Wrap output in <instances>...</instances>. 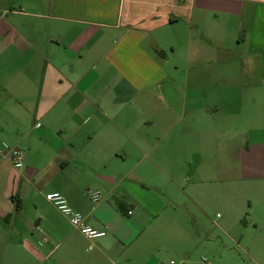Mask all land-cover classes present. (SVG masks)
Here are the masks:
<instances>
[{
    "label": "crops",
    "instance_id": "0c3cea01",
    "mask_svg": "<svg viewBox=\"0 0 264 264\" xmlns=\"http://www.w3.org/2000/svg\"><path fill=\"white\" fill-rule=\"evenodd\" d=\"M249 92L264 104V0H0V264H207L215 210L223 234L258 235L264 264V106ZM183 161L188 191L170 176ZM55 192L106 235L75 229Z\"/></svg>",
    "mask_w": 264,
    "mask_h": 264
},
{
    "label": "rangeland",
    "instance_id": "374dc122",
    "mask_svg": "<svg viewBox=\"0 0 264 264\" xmlns=\"http://www.w3.org/2000/svg\"><path fill=\"white\" fill-rule=\"evenodd\" d=\"M258 94H253L249 92L246 97V103L252 107L253 106V101L255 97L259 100L258 96H261ZM259 104L264 106L263 102L259 100ZM255 108V107H254ZM79 145L78 143H76ZM82 144V143H81ZM188 159H186L187 161ZM185 164V161L181 164V167L179 170L176 172V170L173 171V174L170 175L174 177V182L177 183L181 188H186L188 191V188L191 184V182H194L193 175L190 171L189 167H183ZM136 172H139L141 176H144L146 178H149L150 180L154 181H159L161 180V177H164L161 174H158L154 170H146L145 167H140L137 169ZM161 175V177H160ZM163 181L168 187V194L174 198L175 200L179 201L180 207L175 209H171V212L173 213H178L179 215H182L184 218V215H188L189 217L193 216L190 215L191 213L196 215L197 217H200L199 211L197 208H194V206L190 203L189 198L186 196L187 194L185 192H178L175 187L172 185V183L166 178H163ZM183 191V190H182ZM256 212L259 211H254L250 210L248 211V215H244L242 220H245L248 224L251 222V220L256 216ZM223 216V213L220 210H215L211 213H209V220H206L205 218L203 219V240L202 242L198 245V252H197V257L201 259V256H205L210 262L212 263H218V264H223L221 259L218 257V260L216 259L215 256L214 258H211V256L204 252V247H208L209 249L217 250V249H222L225 254V261L227 264H254L256 260V254L253 255L248 248H251L254 251V248L256 247V240L258 239V235L252 230H242L239 228L237 225H234L232 228L228 229L227 234H223L217 227H215V222H217V219ZM194 216L192 218H189L191 222H194L193 220ZM212 220V221H210ZM252 225V224H250ZM237 226V228H236ZM252 227V226H251ZM209 236V238L212 239L213 244H204L206 238ZM223 245V246H221ZM186 247H189V245H185ZM220 246L222 248H220ZM228 246L229 248H225ZM212 247V248H211ZM261 258V257H260ZM262 261H264V255H262Z\"/></svg>",
    "mask_w": 264,
    "mask_h": 264
},
{
    "label": "built area",
    "instance_id": "2783aa9c",
    "mask_svg": "<svg viewBox=\"0 0 264 264\" xmlns=\"http://www.w3.org/2000/svg\"><path fill=\"white\" fill-rule=\"evenodd\" d=\"M4 155L16 168H21L23 166L24 151L18 147L9 148L5 147V150L2 152ZM91 199L94 202L100 200V192L95 191L90 194ZM47 201L54 205L64 216L68 217L71 225L79 230L86 238L93 240L102 238L106 235L104 231H98L86 224L85 217L75 209H73L68 201L64 198L61 193H49L46 195ZM132 212L129 211V214ZM205 263L212 264L210 261L205 260ZM159 264H185V262L171 259L168 261H163Z\"/></svg>",
    "mask_w": 264,
    "mask_h": 264
}]
</instances>
